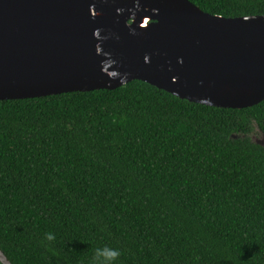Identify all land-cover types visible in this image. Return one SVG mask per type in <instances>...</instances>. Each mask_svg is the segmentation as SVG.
I'll list each match as a JSON object with an SVG mask.
<instances>
[{
  "label": "trees",
  "instance_id": "trees-1",
  "mask_svg": "<svg viewBox=\"0 0 264 264\" xmlns=\"http://www.w3.org/2000/svg\"><path fill=\"white\" fill-rule=\"evenodd\" d=\"M225 18L264 0H189ZM264 99L188 101L141 80L0 100V264H264ZM55 236L53 241L46 234Z\"/></svg>",
  "mask_w": 264,
  "mask_h": 264
},
{
  "label": "water",
  "instance_id": "water-1",
  "mask_svg": "<svg viewBox=\"0 0 264 264\" xmlns=\"http://www.w3.org/2000/svg\"><path fill=\"white\" fill-rule=\"evenodd\" d=\"M134 79L195 103L257 104L264 15H210L189 0H0V100Z\"/></svg>",
  "mask_w": 264,
  "mask_h": 264
},
{
  "label": "clouds",
  "instance_id": "clouds-1",
  "mask_svg": "<svg viewBox=\"0 0 264 264\" xmlns=\"http://www.w3.org/2000/svg\"><path fill=\"white\" fill-rule=\"evenodd\" d=\"M46 239L53 241L55 236L51 233L46 234ZM120 251L118 249L109 248L107 246L96 249L92 264H114L119 258Z\"/></svg>",
  "mask_w": 264,
  "mask_h": 264
},
{
  "label": "flooded vegetation",
  "instance_id": "flooded-vegetation-1",
  "mask_svg": "<svg viewBox=\"0 0 264 264\" xmlns=\"http://www.w3.org/2000/svg\"><path fill=\"white\" fill-rule=\"evenodd\" d=\"M260 135H261L260 133L256 132V134L252 133L251 137H253V139H255L256 136H260Z\"/></svg>",
  "mask_w": 264,
  "mask_h": 264
},
{
  "label": "rangeland",
  "instance_id": "rangeland-1",
  "mask_svg": "<svg viewBox=\"0 0 264 264\" xmlns=\"http://www.w3.org/2000/svg\"><path fill=\"white\" fill-rule=\"evenodd\" d=\"M257 138V137H256Z\"/></svg>",
  "mask_w": 264,
  "mask_h": 264
}]
</instances>
